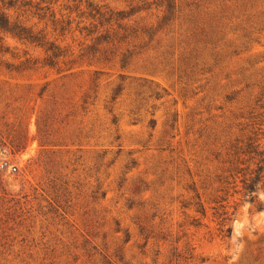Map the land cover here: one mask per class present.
Returning <instances> with one entry per match:
<instances>
[{
    "label": "rangeland",
    "instance_id": "1",
    "mask_svg": "<svg viewBox=\"0 0 264 264\" xmlns=\"http://www.w3.org/2000/svg\"><path fill=\"white\" fill-rule=\"evenodd\" d=\"M11 1L0 264H264V0Z\"/></svg>",
    "mask_w": 264,
    "mask_h": 264
},
{
    "label": "trees",
    "instance_id": "2",
    "mask_svg": "<svg viewBox=\"0 0 264 264\" xmlns=\"http://www.w3.org/2000/svg\"><path fill=\"white\" fill-rule=\"evenodd\" d=\"M16 2H13L11 0L4 2V0H1L2 6H6V9H14ZM25 5H27V3H25ZM89 33L90 31H88L87 35H89ZM40 34H41V31L34 33L32 29L23 27L19 23L11 21L9 15L0 9V52L1 53H4V52L6 53L8 51V48L3 46L2 41L5 36H9L13 40L19 42L22 45H32L34 47L43 49L46 55L45 60L47 62V65L52 66L53 60L58 59L59 57L62 56L61 51L53 43L45 42L44 37L42 35L40 36ZM101 38L103 39L102 42L106 44L109 43L108 36H102ZM91 39H93L94 42H97L95 41L97 40V38L94 39L92 37ZM103 52L105 53L106 51H103ZM120 62L122 63V60H120ZM254 181H255L254 178L248 180V183L247 185H245V188H244L246 193L251 194L253 192ZM220 183L221 184L225 183V180H223ZM248 199H249V202L252 201V198L250 196ZM195 212L200 213V210L196 209ZM229 232H230L229 228L220 230V233L228 234Z\"/></svg>",
    "mask_w": 264,
    "mask_h": 264
},
{
    "label": "built area",
    "instance_id": "3",
    "mask_svg": "<svg viewBox=\"0 0 264 264\" xmlns=\"http://www.w3.org/2000/svg\"><path fill=\"white\" fill-rule=\"evenodd\" d=\"M4 170L15 172L16 167H13L7 161H0V171H4Z\"/></svg>",
    "mask_w": 264,
    "mask_h": 264
}]
</instances>
